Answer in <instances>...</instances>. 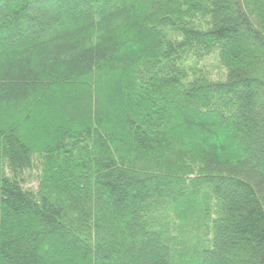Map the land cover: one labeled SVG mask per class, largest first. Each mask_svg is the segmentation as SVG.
I'll use <instances>...</instances> for the list:
<instances>
[{
	"label": "trees",
	"instance_id": "16d2710c",
	"mask_svg": "<svg viewBox=\"0 0 264 264\" xmlns=\"http://www.w3.org/2000/svg\"><path fill=\"white\" fill-rule=\"evenodd\" d=\"M0 264H264V0H0Z\"/></svg>",
	"mask_w": 264,
	"mask_h": 264
}]
</instances>
